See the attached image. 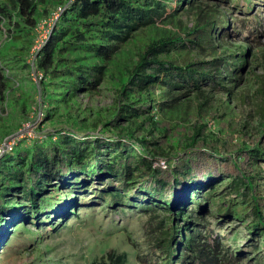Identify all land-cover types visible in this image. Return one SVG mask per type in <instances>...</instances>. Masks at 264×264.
Returning <instances> with one entry per match:
<instances>
[{
	"label": "trees",
	"instance_id": "trees-1",
	"mask_svg": "<svg viewBox=\"0 0 264 264\" xmlns=\"http://www.w3.org/2000/svg\"><path fill=\"white\" fill-rule=\"evenodd\" d=\"M193 1L0 0V33L4 29L10 38L28 42H32L41 16L50 17L54 9L64 8L60 18L53 22L42 48L23 65L41 73L36 83L39 101L35 105L42 108L44 122L51 121L54 114L57 116L61 105L77 92H88L104 78L107 74L104 63L111 61L118 45L133 37L136 30L161 20L175 23L184 30L183 34L189 35L185 39L176 31L161 34L143 47L136 61L121 74L116 98L122 101V106L112 117L99 121L101 137L98 134L78 136L73 130L83 120L68 115L65 121L72 131L64 133V129L55 128L40 140L22 138L12 151L0 157V227L7 220L11 219L9 224L12 222L11 215L17 205L29 206L27 219L35 224L50 222L58 214L67 217L72 214V203L66 200L64 210L45 212L47 201L42 204L45 194L53 186H63L67 196L74 198V205L78 201L75 194L86 191L97 176L99 182L105 178L116 182L94 192L97 200H104L111 207L147 209L149 205V210L156 206L169 211L158 221L161 231L156 244L162 252L161 264H220L219 237L208 227L203 214L207 207L219 204L213 194L215 183L227 178L224 191L234 196L228 197L224 205H218L219 216L223 213L225 218L244 221L248 233L264 245V194L258 182L264 180V175L256 165L258 160H264V151L257 147L259 139L250 146L242 142L229 148L226 141L211 138L208 121L204 120L194 123L178 139L183 140L163 141L169 127L158 125L155 112L146 115L151 109L148 103L156 100L159 91L162 95L172 94L180 88L184 95L198 94L201 85L209 83L208 92L231 95L233 83L241 78L245 49L239 44L231 48L227 43H232H223L230 28L228 11L218 5L207 11L200 7V1ZM215 1L243 13L250 12L254 5L264 8V0ZM171 2L175 5L167 11ZM187 3L204 12L192 27L182 25L179 17ZM259 19L255 13L248 19L232 18L242 26L253 21L258 23ZM194 46L206 48L212 57L200 61L185 59L179 63L178 53ZM227 50L226 55L218 56ZM252 62L258 63L263 72L258 75L250 68L246 80L255 75L258 78L264 123V51L259 50ZM9 91L6 76L0 71L2 102L7 100ZM134 101L136 105L131 104ZM121 119L126 122L122 123ZM164 156L167 157L165 166L154 165ZM172 158H176L173 164ZM83 173L87 175L80 179ZM178 189L188 194L182 201L175 198ZM192 194L197 198H190ZM191 203L194 208L187 211ZM228 256V259L233 257ZM107 257L111 264L126 263L124 252L109 251ZM256 260L264 264V256Z\"/></svg>",
	"mask_w": 264,
	"mask_h": 264
},
{
	"label": "rangeland",
	"instance_id": "rangeland-1",
	"mask_svg": "<svg viewBox=\"0 0 264 264\" xmlns=\"http://www.w3.org/2000/svg\"><path fill=\"white\" fill-rule=\"evenodd\" d=\"M197 1H200L202 4L200 7L207 11L215 5H218L221 10L226 8L228 11L227 20L230 28L223 43H232H227V47L231 48L239 44L245 49L246 61L242 72L239 73L241 78L233 83L235 86L231 95L224 92H208L211 89L209 83L202 84L198 94L184 95L183 89L180 88L174 89L175 93L172 94L162 95L159 91L156 100L148 103L151 109L146 115L155 112L154 120L159 122L158 125L169 127L163 141L170 140L176 143V140L182 134H186L194 123L206 120L208 121L207 130L213 135L211 138L216 137L220 141H226L229 143V148L242 142L250 146L258 138L257 147L264 151L260 84L256 75L246 80L250 68L258 75L263 72L261 66L252 61L256 54L259 55V50L264 51V8L254 5L250 12L243 13L240 9L226 7L227 4L215 0H195L193 3ZM174 5L175 2L168 4L167 11ZM63 10L64 8L59 7L54 9L52 16H41L32 34V42L10 38L4 29L0 33V71L6 76L10 90L5 101L6 108L0 114V139L25 125H29L23 137L26 138L25 141L29 138L40 140L42 136H48L47 134L53 132L55 128H62L65 133L71 130L65 121L68 115L83 120V125L75 126L73 130L78 136L98 134L97 136L101 137L99 121L112 117L122 106V101L116 98L121 74L131 67L139 52L151 40L170 32L184 33V30L175 23L161 20L136 30L133 37L118 45L112 54L111 61L104 63V70L107 73L104 78L88 92L84 90L77 92L75 97L61 105L57 116L54 114L51 121L44 122L42 108L39 109L35 105L39 100L33 73L29 67L23 65L31 61V55L36 50L42 48L53 22L60 18V12ZM251 13L260 16L258 23L253 21L248 26H242L240 23L235 24L232 20L234 17L248 19ZM199 14L204 15V12L199 11L196 6L184 4V10L179 15L182 25L192 27L199 18ZM183 36L186 39L189 35L185 33ZM215 42L217 40L214 39ZM228 52L229 50L219 52L218 56L226 55ZM178 55L179 63L185 59L200 61L212 57L206 48L198 46L191 47L189 51H183ZM18 58L22 59L16 62ZM227 59L230 60V58ZM131 104L136 105L135 101ZM121 122L126 121L121 119ZM166 158V156L158 158L154 165L165 166ZM175 160L176 158H172L170 163H175ZM256 165L264 175V160H258ZM86 175L87 173L80 174V179H84ZM98 179L94 176L86 191L75 194L79 202L77 201L74 205V198L67 196L63 186H53L49 193L45 194L42 201V204L47 201L44 204L45 212L64 210L67 206L66 200L68 204L72 203L71 205L74 206L71 209L72 214L64 218L58 214L50 222L31 223L30 219H27L29 206L17 205L11 215L12 222L9 224L11 221L9 217L10 220L0 227V264H111L107 257L109 251L124 252L125 264H161L162 252L156 244L161 231L158 221L162 214H168L169 211L156 206L154 210H149V203L146 204L147 209L122 205L111 207L104 200H97L94 192L110 183L116 185V182L107 178L104 182H99ZM227 181V178H221L215 183L214 198L218 199L216 203L221 205L226 203L228 197L234 196L224 191ZM258 182L259 189L264 194V180ZM186 195L188 194L178 189L175 198L177 201H182ZM190 198L196 199L197 195L192 194ZM218 205L207 207L203 215L213 234L219 237L220 264H263L256 260V257L264 256L263 243L248 233L244 221L231 217L225 218L223 213L219 216L216 210L219 209ZM192 208L194 205L191 203L187 206V211ZM173 211L177 212L176 208ZM226 250L228 255L232 254L234 258L228 259ZM222 257L225 260L222 261Z\"/></svg>",
	"mask_w": 264,
	"mask_h": 264
},
{
	"label": "built area",
	"instance_id": "built-area-1",
	"mask_svg": "<svg viewBox=\"0 0 264 264\" xmlns=\"http://www.w3.org/2000/svg\"><path fill=\"white\" fill-rule=\"evenodd\" d=\"M31 71L33 73L34 80L37 83V81L41 77V73L36 72L33 69H31ZM5 108H6V102L4 103L0 100V114L2 113V110H5ZM28 127L29 125H25L22 128H18L17 130L11 132L10 134L8 133L7 135H5L0 139V157L3 154L12 151V149L17 144V142L26 135V131Z\"/></svg>",
	"mask_w": 264,
	"mask_h": 264
}]
</instances>
